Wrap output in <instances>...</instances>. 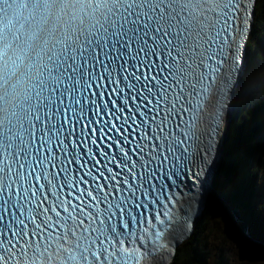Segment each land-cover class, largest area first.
I'll use <instances>...</instances> for the list:
<instances>
[{
	"label": "snow or ice",
	"instance_id": "snow-or-ice-1",
	"mask_svg": "<svg viewBox=\"0 0 264 264\" xmlns=\"http://www.w3.org/2000/svg\"><path fill=\"white\" fill-rule=\"evenodd\" d=\"M255 25V0H0V264H173L206 211L264 264Z\"/></svg>",
	"mask_w": 264,
	"mask_h": 264
},
{
	"label": "trees",
	"instance_id": "trees-1",
	"mask_svg": "<svg viewBox=\"0 0 264 264\" xmlns=\"http://www.w3.org/2000/svg\"><path fill=\"white\" fill-rule=\"evenodd\" d=\"M255 20V27L257 30L255 41L258 42L261 37L264 36V31H262V29H264V0H257ZM262 94H264V77H261L258 74L257 76L245 81L243 92L239 96L240 104L238 107L242 108L243 111L244 109H247L248 111L245 114L242 112L240 119L245 118L254 106L256 108H261L260 101L262 99ZM250 163L254 165L253 171L259 168L262 164L261 160L257 158L251 159ZM211 215H214V212L206 211L203 213L194 229V235L190 239L185 240L178 248V253L174 258L173 264H207V259L205 257L207 242L211 237L217 238V236L213 233L212 228L209 227L208 220ZM222 217L224 219L223 215ZM224 226L225 232L232 237L230 224L226 222V219ZM217 239L221 244H223L224 239L219 237ZM194 251L198 252L200 255L201 259L199 261H194ZM219 251L221 253L220 257H218L219 261L214 264H229V259L225 257L227 254L224 252L223 247H221Z\"/></svg>",
	"mask_w": 264,
	"mask_h": 264
},
{
	"label": "rangeland",
	"instance_id": "rangeland-1",
	"mask_svg": "<svg viewBox=\"0 0 264 264\" xmlns=\"http://www.w3.org/2000/svg\"><path fill=\"white\" fill-rule=\"evenodd\" d=\"M247 111H248L247 109H244L243 114L247 113ZM261 162L262 164H264V161ZM225 219H226L225 216L223 219L222 215H216L214 213V215H211L210 219L208 220L209 227L212 228L213 233L217 236V238L219 237L221 239H224L223 242L224 245L221 244L220 241L215 237H211L208 240L205 250V254H206L205 257L207 259V264H214L219 261L218 257H220L221 255L219 251L221 247H223L224 252H226L227 256L225 257L228 258L229 261L232 259V255H230V252L233 254L235 252V244L233 242V239L230 235H228V233L225 232V226H224ZM226 222L230 224V222L227 219Z\"/></svg>",
	"mask_w": 264,
	"mask_h": 264
},
{
	"label": "clouds",
	"instance_id": "clouds-1",
	"mask_svg": "<svg viewBox=\"0 0 264 264\" xmlns=\"http://www.w3.org/2000/svg\"><path fill=\"white\" fill-rule=\"evenodd\" d=\"M256 8H257V0H255V16H256ZM243 86H244V84L241 86V92H240V95L242 94V92H243ZM240 104V101H239V97H238V99H237V105H239ZM258 109V111H257V115H264V108H257ZM203 215V214H202ZM201 215V216H202ZM200 219V218H199ZM199 219L197 220V222H196V224H195V227H196V225H197V223H198V221H199ZM195 229V228H194ZM184 242V241H183ZM183 242H181L180 243V245H179V247L181 246V244L183 243ZM177 252H178V249L176 250V252H175V255H174V258H175V256H176V254H177Z\"/></svg>",
	"mask_w": 264,
	"mask_h": 264
},
{
	"label": "bare ground",
	"instance_id": "bare-ground-1",
	"mask_svg": "<svg viewBox=\"0 0 264 264\" xmlns=\"http://www.w3.org/2000/svg\"><path fill=\"white\" fill-rule=\"evenodd\" d=\"M257 116H258L257 118L259 119L260 118V115H257Z\"/></svg>",
	"mask_w": 264,
	"mask_h": 264
}]
</instances>
